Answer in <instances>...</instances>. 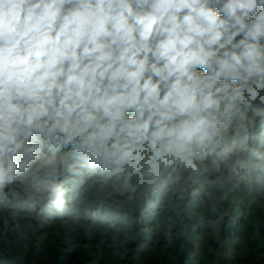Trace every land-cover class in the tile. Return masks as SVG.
<instances>
[{"label": "clouds", "instance_id": "9594fccd", "mask_svg": "<svg viewBox=\"0 0 264 264\" xmlns=\"http://www.w3.org/2000/svg\"><path fill=\"white\" fill-rule=\"evenodd\" d=\"M77 188L91 225L166 210L177 239L264 201V0H0L3 230Z\"/></svg>", "mask_w": 264, "mask_h": 264}, {"label": "trees", "instance_id": "16d2710c", "mask_svg": "<svg viewBox=\"0 0 264 264\" xmlns=\"http://www.w3.org/2000/svg\"><path fill=\"white\" fill-rule=\"evenodd\" d=\"M70 195L76 197L71 207L77 211L42 227L29 219L21 221L19 231L12 230L11 222L4 231L8 208H0V264H264V201L248 209L242 193L222 206L228 215L218 232L201 229L198 219L185 215L188 231L179 239V225L169 222L171 213L166 210L160 212L159 226L155 221L94 226L89 223L87 203H80L81 189ZM236 209L241 213L238 219ZM204 214L205 220L217 218L210 209ZM168 230L171 243L165 238Z\"/></svg>", "mask_w": 264, "mask_h": 264}]
</instances>
